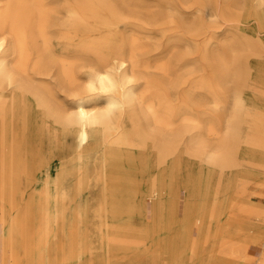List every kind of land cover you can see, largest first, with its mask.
<instances>
[{"label": "rangeland", "instance_id": "rangeland-1", "mask_svg": "<svg viewBox=\"0 0 264 264\" xmlns=\"http://www.w3.org/2000/svg\"><path fill=\"white\" fill-rule=\"evenodd\" d=\"M142 1L152 8H158L162 4L160 9L165 14L158 17L153 25L143 24L139 27H136L139 20L129 18L132 23L126 29L131 27L134 33L138 32L134 31L135 28L150 32L158 43L157 49L151 51L157 54L156 57L165 58L169 53L172 57H180L178 61L182 67L177 68L171 76L175 84L169 91L171 102L177 106L182 94L188 92L192 103L174 121L175 131L167 161L155 165L152 169L155 176L149 178L150 172L143 171L150 164L149 149L115 140L120 133L122 134L118 137L121 138L128 127V114L119 113L121 124L112 131L113 136L102 147L109 170L119 175L107 176L102 179L105 182H100L97 187L91 183H97V179L91 177L90 188L80 191L70 189L64 200L67 206L64 215L67 219L62 226L64 218L58 216L60 204L56 199V194L60 196V185L57 186L54 181L59 183L61 179V164L66 169L67 166L78 169L77 162L70 163L73 157H70L69 152L79 150V147L75 134L67 137L64 135L61 147H54L49 129L44 132L48 137L41 138L42 143H39L36 133L38 116L34 112L29 117V129L25 130L21 149L25 153V145L29 139L36 141L35 144L39 143L41 147L38 149V144L35 147L37 149L31 162L33 172L30 188L26 186V178L22 175L20 190H13L11 198L8 188L0 191V264L10 263V248L5 234L12 218L21 231L17 241L13 243L14 255L23 264L25 242L22 232L26 223L27 198L32 195L35 200L33 204L41 203L42 187L45 184H48L49 189L39 216L42 234H46L47 259H38L40 264H81L84 226L88 229L89 246L93 247L88 256V264H113L114 261L130 264L133 259L139 260L134 258L136 255L152 252L153 249L162 253L164 247H167L172 263L177 261V264H264V229L253 226L257 221L253 206L264 208V187L261 184L264 181V132L255 121L258 112H264V0H166L165 3H159L161 0ZM117 5L122 6L119 2ZM169 9L177 13L179 11L181 17L172 22L167 21L169 14L166 13ZM130 10H126V13L143 15L142 12ZM174 12L171 13L179 14ZM174 40L176 46L170 49L169 46ZM231 68L235 74L225 77ZM155 76H159V73ZM34 79L35 84H39L41 80L49 81L53 92L46 99L52 108H57L58 105L62 108L74 105L76 96L72 95L69 88L59 87L55 77L35 75ZM85 82L84 78L80 79L79 85L73 89L82 90ZM141 86L143 84L139 89H142ZM211 87L217 92L211 91ZM25 97V101L30 98L32 104H35L33 98L28 95ZM217 97H224L226 108L214 107ZM240 98L243 106L239 109L237 104ZM92 101L100 107L104 104L103 97ZM216 115L235 117L238 120V154L232 167L221 168L216 163L207 161L205 153L212 150L214 141L204 131L201 146L196 147L189 143L191 135L198 131L197 124L204 126L208 118ZM32 125L35 128L33 138L27 133L32 132ZM87 149L94 161L103 156L99 147ZM135 151L142 153V156L137 158ZM196 151L199 153L195 154ZM41 153L46 161L38 165L37 158H40ZM113 154L121 157L114 158ZM164 166L168 167L165 168L167 174H164L166 180L173 177L172 185L180 181L179 195L168 198L169 203L166 205L167 196L161 194L153 222L151 200L147 199L146 193L159 191L164 180L161 177V168ZM227 170L234 176L231 175L230 183L221 186L222 179L229 174ZM74 176L65 177L64 182L74 186L77 182L76 175ZM188 178L194 181V188L182 187ZM107 185L115 188L116 193L113 196L103 193L102 187ZM190 189L191 193L188 194L187 190ZM95 197L101 202L108 197L120 202L129 199L126 205L134 207L130 214L122 212L117 220L125 223L128 215L130 216L132 228L123 227L121 232H135V243H131L128 237H124L126 240L121 237L120 240L112 238L110 227L105 224H101L100 233L95 230V220L90 215L92 207L87 208L86 216L82 209L86 200ZM144 198L145 208L141 201ZM217 199H221L223 203L221 206L219 204L218 216L211 217V210L207 206ZM100 217H106V209L100 211ZM97 221L101 223V220ZM34 224L36 225L35 222ZM261 224L264 227V222ZM56 245L60 248L54 249Z\"/></svg>", "mask_w": 264, "mask_h": 264}, {"label": "bare ground", "instance_id": "bare-ground-1", "mask_svg": "<svg viewBox=\"0 0 264 264\" xmlns=\"http://www.w3.org/2000/svg\"><path fill=\"white\" fill-rule=\"evenodd\" d=\"M117 2L122 5V8L117 5ZM162 2L167 1L161 0L159 3ZM161 5L158 8L148 7L142 0H0V114L2 115L0 118V191L8 188L11 198L13 190L15 192L20 190L22 175L26 178V186L30 188L33 172L31 162L36 149L41 148L39 143H42L44 137H48L44 133L46 129L52 133L54 147H61L64 135L67 137L75 134L79 150H71L69 155L73 157L70 163L77 162L78 169L68 166L66 169L61 164V179L59 183L54 181L57 186L60 185V196L56 194V199L60 204L58 216H61V219L64 218L62 225L64 226L67 219L64 215V210L67 209L64 200L70 189L80 191L90 188L91 177L97 179V183L91 182L97 187L100 182L101 184L105 182L103 180L107 176L119 175L109 170L108 160L102 147L113 136L112 131L121 124L119 113L122 112L128 114V127L121 138L118 136L122 133L117 135L116 142L122 141L123 144L130 146L147 147L150 164L144 167L143 171L150 172L149 178L155 176L152 174L154 166L166 162L167 156L170 155L171 138L175 131L174 121L177 115L185 113L192 104L188 92L182 94L177 106L171 102L169 91L175 86L171 76L177 68L182 67L178 61L180 57H172L171 53L165 58L156 57L157 54L151 51L157 49L158 43L150 32L135 28L134 31L138 30V32L134 33L131 31L133 28L130 27L128 29L130 31L126 29L127 25L132 23L129 18L141 22L137 23L136 27L143 24L153 25L158 17L165 14L160 9ZM130 9L142 12L143 15L126 13V10L131 11ZM169 10L166 13V15L169 14L166 17L167 21L172 22L181 17L179 11L178 14L175 10ZM175 40L173 44H170V49L176 46ZM213 53L216 54L215 51ZM157 73L159 76H155ZM234 74L231 68L230 72L224 76L228 78ZM35 75L55 77L59 87L69 88L72 95L76 96L74 105L62 108L57 104V108H52L46 99L53 92L49 81L41 80L39 84H35L33 81ZM82 78L86 80L83 89L74 90L73 87L78 86ZM141 84H143L142 89H139ZM210 90L217 92L214 87ZM26 95L33 98L34 105L30 98L28 101L24 100ZM100 97L104 100L101 107L92 101ZM241 99L237 104L239 109L243 106ZM214 107L226 108L224 97H217L214 100ZM34 112L38 116L36 133L39 147L35 148L36 141L29 139L24 153L21 150L24 133L29 129V117ZM193 119L197 122L195 118ZM255 121L261 125L260 128L264 132V112H258ZM237 122L235 117L212 116L208 118L204 126L197 124L198 131L191 135L189 143L192 146H201L204 131V134L211 135L214 141L212 150L205 153L207 161L216 163L221 168L232 167L239 146L240 127ZM30 130L32 132L27 133L33 138L35 128ZM136 139L145 141L139 142ZM88 147L101 148L103 156L98 161H94ZM138 151L134 154L137 155ZM198 153L199 151L195 152V154ZM112 156L121 157L116 154ZM141 156L142 153L138 154L137 158ZM39 157L37 163L41 165L46 161V157L43 153ZM165 168L168 169L166 166L161 168L162 179L167 174ZM69 175H76L77 182L74 186L64 182L65 177ZM231 175L229 171L227 178L222 179L221 186L231 182L234 176ZM172 179L171 176L168 180L164 178L156 193L151 191L146 193L147 199L151 200L153 222L157 204L162 198L161 194L167 196L166 205L169 203L168 198L179 195L180 181L175 180L177 184L172 185L174 183ZM193 183L194 181L188 178L182 187L194 188ZM261 184L264 187V181ZM48 189V184L42 187L41 203L33 204L35 200L32 195L27 198L26 223L22 232L25 242L23 264H40L38 259H47L46 234H42L39 211H42L44 200L46 202ZM114 189L112 185L102 187L103 193L110 196L116 193ZM187 193H191V189L187 190ZM145 199L141 200L144 208ZM122 202L110 197L101 202L98 197H95L92 200H86L82 204V209L86 216L87 208L92 207L90 215L92 220H95L93 226L99 233L101 224H105L108 228L110 227L112 238L120 240L119 237H121L122 240H126L124 237H128L131 243H135V232L131 231L130 234L121 232L123 227L132 228L130 216L128 215L125 223H119L117 220L122 212L130 214L134 205H126L129 199ZM222 203L221 199L219 201L217 199L208 205L207 207L211 210L209 216H218ZM253 208L257 217L253 226L264 229L261 224L264 222V208L258 206ZM102 209H106L105 218L100 217ZM98 219L101 220L100 224ZM9 223L5 236L10 248V263L6 262V264H21L14 255L13 247L21 231L15 219H10ZM87 232L88 229L84 226L81 264H88V256L93 248L89 246ZM58 248H60L58 245L54 247V249ZM33 252L35 253L32 254ZM134 258L139 260L133 259L130 264H177V261L172 263L170 254H167V247H164L162 253L153 249L152 252L136 255ZM113 264H119V262L114 261Z\"/></svg>", "mask_w": 264, "mask_h": 264}]
</instances>
